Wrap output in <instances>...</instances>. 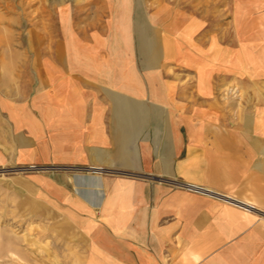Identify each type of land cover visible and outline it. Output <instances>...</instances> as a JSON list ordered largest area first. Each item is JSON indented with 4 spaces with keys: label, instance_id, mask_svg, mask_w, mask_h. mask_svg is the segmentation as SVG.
<instances>
[{
    "label": "crops",
    "instance_id": "0c3cea01",
    "mask_svg": "<svg viewBox=\"0 0 264 264\" xmlns=\"http://www.w3.org/2000/svg\"><path fill=\"white\" fill-rule=\"evenodd\" d=\"M147 6L101 1L0 60V172L49 264H264V0H237L238 48Z\"/></svg>",
    "mask_w": 264,
    "mask_h": 264
},
{
    "label": "rangeland",
    "instance_id": "374dc122",
    "mask_svg": "<svg viewBox=\"0 0 264 264\" xmlns=\"http://www.w3.org/2000/svg\"><path fill=\"white\" fill-rule=\"evenodd\" d=\"M101 1L0 0V60L8 58L11 49H25L32 38L36 39L41 50L45 49L42 53L52 52L50 50H53V45L63 41L65 17L71 18L78 26L84 25L89 21V11L94 14ZM141 1L148 5L147 11L151 15L162 12L163 7L180 14V18H174V22L189 26L194 32L191 36L200 44L224 42L238 48L234 30L237 0ZM121 6H124L122 2L119 12H123ZM107 37L120 44L133 38L128 35ZM5 69L0 61V76ZM9 69L14 73L19 68ZM20 175L0 172V264H49V244L41 241L42 228L33 223L32 211L23 208L26 195L22 193L24 179L19 178Z\"/></svg>",
    "mask_w": 264,
    "mask_h": 264
},
{
    "label": "built area",
    "instance_id": "2783aa9c",
    "mask_svg": "<svg viewBox=\"0 0 264 264\" xmlns=\"http://www.w3.org/2000/svg\"><path fill=\"white\" fill-rule=\"evenodd\" d=\"M187 187H188V189L193 190V191H197V192H205L204 189H202V188H200V187H198V186L188 185Z\"/></svg>",
    "mask_w": 264,
    "mask_h": 264
}]
</instances>
